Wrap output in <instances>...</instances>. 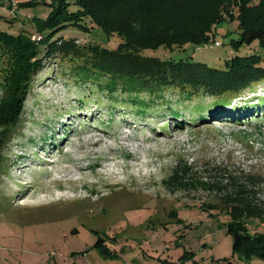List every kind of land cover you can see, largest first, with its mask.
<instances>
[{"label":"rangeland","instance_id":"1","mask_svg":"<svg viewBox=\"0 0 264 264\" xmlns=\"http://www.w3.org/2000/svg\"><path fill=\"white\" fill-rule=\"evenodd\" d=\"M8 7H0L6 18L0 30L12 35L35 34L27 19L50 13L45 6L15 7L18 14ZM58 36L81 43L89 37L109 49L123 42L99 28ZM238 40V22L227 19L214 32L222 47L146 55L216 69L236 57L264 60L257 42L236 50L231 43ZM69 68L48 60L9 145L0 129V264H264L233 251L235 219L221 203L231 190L204 185L239 179L264 208V82L232 99L229 109L236 103L245 111L232 122L215 119L208 98L200 109L198 99L177 93L142 114L127 95L112 99L96 84L74 80ZM13 74L10 57L0 51V102ZM98 140L106 144L94 145ZM87 166L84 180L63 181ZM177 167L189 170L192 186L166 184ZM244 221L245 233L264 234V217Z\"/></svg>","mask_w":264,"mask_h":264},{"label":"trees","instance_id":"2","mask_svg":"<svg viewBox=\"0 0 264 264\" xmlns=\"http://www.w3.org/2000/svg\"><path fill=\"white\" fill-rule=\"evenodd\" d=\"M14 2L0 0V7L21 10L45 6L50 13L45 19H27L35 34H25L23 30L12 35L0 30V51L10 57L14 73L10 90L3 91L0 102V129L5 131L1 142L7 140L8 145L21 123L34 79L44 71L48 60L54 58L62 66L70 65L69 74L77 82H92L112 99L118 93L127 95L142 114L165 100L168 93H177L186 100L198 99V103L208 98V106L215 107V119L238 122L245 111L238 109L236 103L229 109L232 99L264 82V60L257 55L236 57L227 61L224 69L146 55L159 49L185 50L188 45L205 49L222 47L221 42H213L214 32L227 19L238 22L240 40L231 43L236 50L256 42L264 50V0H30L15 5ZM2 18L5 16L0 15ZM95 28L108 37L118 36L123 42L116 49H109L89 37H83L81 43L80 38L58 36L67 29L88 34ZM145 95L150 100L141 99ZM202 106L203 103L198 104V108ZM173 116L178 117L179 113L174 112ZM189 174L187 168L177 167L166 184L187 189L192 186ZM247 180L255 184L250 177ZM240 181L231 178L229 186L219 182L204 185L218 191L231 190L221 203L235 219L234 226L229 227L234 235V253L264 261V234L251 236L245 233L244 226L246 218H263L264 208Z\"/></svg>","mask_w":264,"mask_h":264},{"label":"bare ground","instance_id":"3","mask_svg":"<svg viewBox=\"0 0 264 264\" xmlns=\"http://www.w3.org/2000/svg\"><path fill=\"white\" fill-rule=\"evenodd\" d=\"M90 137V136H89ZM93 138V137H92ZM106 144L104 141H102V140H98L94 145H97V146H99L100 144ZM108 145V144H107ZM130 154V153H129ZM131 155V154H130ZM133 155H131L130 157H132ZM129 158V157H128ZM79 160V159H78ZM108 163V162H107ZM92 166V165H91ZM91 166H87V167H85V168H80L79 170H78V172H76V173H74V174H72L73 172H70L69 173V175L71 174V175H73V176H65V180H63V181H65V182H79V181H81V180H84V176L86 175V172H89V171H91L92 169H91ZM102 166L103 165H98V167L97 168H102ZM107 169V168H106ZM108 171V170H107ZM108 173V172H107ZM104 174H106V173H104ZM110 174H112L114 177H116V171H114V172H110ZM109 174V175H110ZM117 174H118V172H117ZM107 175V174H106ZM112 175H110V176H112ZM75 176H79V178H75ZM119 176V175H118ZM107 178H109V176L107 177ZM106 179V178H105ZM66 191V190H65Z\"/></svg>","mask_w":264,"mask_h":264},{"label":"built area","instance_id":"4","mask_svg":"<svg viewBox=\"0 0 264 264\" xmlns=\"http://www.w3.org/2000/svg\"><path fill=\"white\" fill-rule=\"evenodd\" d=\"M33 38L38 40V41L41 40V37L37 38V37L34 36Z\"/></svg>","mask_w":264,"mask_h":264}]
</instances>
